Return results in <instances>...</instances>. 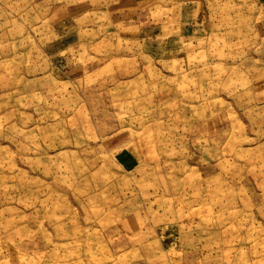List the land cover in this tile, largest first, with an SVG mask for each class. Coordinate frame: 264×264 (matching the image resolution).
I'll return each instance as SVG.
<instances>
[{
	"label": "rangeland",
	"instance_id": "obj_1",
	"mask_svg": "<svg viewBox=\"0 0 264 264\" xmlns=\"http://www.w3.org/2000/svg\"><path fill=\"white\" fill-rule=\"evenodd\" d=\"M0 264H264V0H0Z\"/></svg>",
	"mask_w": 264,
	"mask_h": 264
},
{
	"label": "crops",
	"instance_id": "obj_2",
	"mask_svg": "<svg viewBox=\"0 0 264 264\" xmlns=\"http://www.w3.org/2000/svg\"><path fill=\"white\" fill-rule=\"evenodd\" d=\"M184 24V23H183Z\"/></svg>",
	"mask_w": 264,
	"mask_h": 264
}]
</instances>
